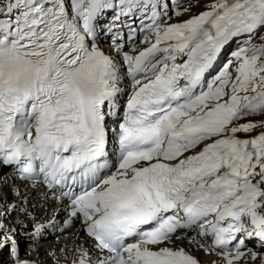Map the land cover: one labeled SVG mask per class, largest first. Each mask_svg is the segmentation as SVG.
Listing matches in <instances>:
<instances>
[{
  "label": "snow or ice",
  "instance_id": "snow-or-ice-1",
  "mask_svg": "<svg viewBox=\"0 0 264 264\" xmlns=\"http://www.w3.org/2000/svg\"><path fill=\"white\" fill-rule=\"evenodd\" d=\"M200 6L0 0V167L66 201L91 241L70 264H201L187 230L216 264H264V0ZM17 248L0 223V253L35 264Z\"/></svg>",
  "mask_w": 264,
  "mask_h": 264
},
{
  "label": "bare ground",
  "instance_id": "bare-ground-1",
  "mask_svg": "<svg viewBox=\"0 0 264 264\" xmlns=\"http://www.w3.org/2000/svg\"><path fill=\"white\" fill-rule=\"evenodd\" d=\"M204 4H205V2H204ZM202 10H204V7L202 8ZM195 14H198V13H195ZM112 53H113V51H112ZM113 55H114V53H113ZM117 59H119V56H118ZM9 186H10V185H6L4 188H5L6 191L8 192V196H11V197H12V194L9 192ZM13 196H15V193L13 194ZM36 196H37V193H36V190H34V191H33V195L31 196L30 199H33V197H36ZM1 197L3 198V196H1ZM33 208H34V207L29 206V210H30V211H32ZM40 215H41V214H40ZM187 233H189L190 235L187 236L186 238H184L185 240L188 239V237L190 238V237H193V236H194L193 234L190 233V231H188ZM197 240H198V239H197ZM197 240H196V241H197ZM57 243H59L60 249L63 251V252H62V256L60 257V255H59L58 258H59V259H62L63 256L70 257V255H71V251H70V250L74 249V247H75V242H74V240H71V239L69 240V239H67V240H64V241H61V242H57ZM80 244H83V243H80ZM189 245H190V244H189ZM56 251H57V250H55V253H56Z\"/></svg>",
  "mask_w": 264,
  "mask_h": 264
},
{
  "label": "rangeland",
  "instance_id": "rangeland-1",
  "mask_svg": "<svg viewBox=\"0 0 264 264\" xmlns=\"http://www.w3.org/2000/svg\"><path fill=\"white\" fill-rule=\"evenodd\" d=\"M204 2L206 3L207 2V0H201V6L200 7H194L193 9H192V12L189 14V15H192V14H194V13H196V12H200V11H202V8L204 7ZM193 3H195V0L193 1ZM186 17V16H185ZM261 42V41H260ZM259 42V43H260ZM260 118H258L257 120H259ZM256 120V119H255Z\"/></svg>",
  "mask_w": 264,
  "mask_h": 264
}]
</instances>
